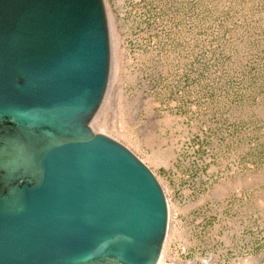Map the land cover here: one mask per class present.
<instances>
[{
	"label": "rangeland",
	"instance_id": "obj_1",
	"mask_svg": "<svg viewBox=\"0 0 264 264\" xmlns=\"http://www.w3.org/2000/svg\"><path fill=\"white\" fill-rule=\"evenodd\" d=\"M103 2L112 70L94 126L159 182L164 261L264 264V0Z\"/></svg>",
	"mask_w": 264,
	"mask_h": 264
},
{
	"label": "water",
	"instance_id": "obj_2",
	"mask_svg": "<svg viewBox=\"0 0 264 264\" xmlns=\"http://www.w3.org/2000/svg\"><path fill=\"white\" fill-rule=\"evenodd\" d=\"M109 74L103 0H0V264H156L163 190L91 127Z\"/></svg>",
	"mask_w": 264,
	"mask_h": 264
},
{
	"label": "bare ground",
	"instance_id": "obj_3",
	"mask_svg": "<svg viewBox=\"0 0 264 264\" xmlns=\"http://www.w3.org/2000/svg\"><path fill=\"white\" fill-rule=\"evenodd\" d=\"M112 31V30H111ZM110 34V33H109ZM110 41H112V40H110ZM113 49V48H112ZM112 52V51H111ZM113 53V52H112ZM111 60H112V58H111ZM112 63H113V61H112ZM111 63V64H112ZM112 66V65H111ZM111 66H110V72H111ZM109 75H111V73L109 74ZM110 83V82H109ZM107 89H109L108 87H107ZM107 89H106V93H107ZM106 93H105V95H104V98H103V101H102V103H101V105H100V108L98 109V111L96 112V114H95V116H94V118H93V120H92V123H91V127L94 129V130H96V131H100V132H102L101 130H99V129H97L95 126H94V122H95V119H96V117L98 116V114H99V112L101 111V109H102V107H103V105H104V103H105V100H106ZM166 202H167V212H168V220H167V228H166V234H165V238H164V241H163V245H162V249H161V253H160V256H159V258H158V260H157V262H156V264H177V263H174V261H170V260H166V261H164V257H163V253H164V248H165V244H166V241H167V235H168V230H169V220H170V208H169V202L166 200ZM247 260V259H246ZM205 261V260H204ZM207 262V261H206ZM180 263H182V261H180ZM189 263H192V261H189Z\"/></svg>",
	"mask_w": 264,
	"mask_h": 264
}]
</instances>
